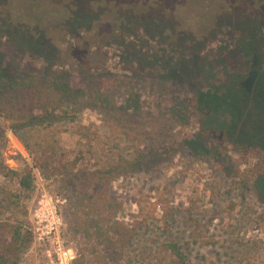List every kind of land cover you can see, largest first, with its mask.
<instances>
[{
	"label": "rangeland",
	"instance_id": "374dc122",
	"mask_svg": "<svg viewBox=\"0 0 264 264\" xmlns=\"http://www.w3.org/2000/svg\"><path fill=\"white\" fill-rule=\"evenodd\" d=\"M29 1L0 0V76L67 75L86 95L73 119L25 129V139L0 116V192L9 197L0 218L32 234L7 264H51L34 219L45 194L71 264H81L67 200L43 164L50 154L51 164L64 155L126 165L113 181L123 202L116 218L139 230L121 264H264V0H130L139 11L150 5L134 15L116 11L128 0ZM6 11L32 28L21 11L45 13L36 43L18 40ZM208 90L229 105L223 129L196 109ZM242 126L250 136L237 141ZM3 163L30 165L33 188ZM5 239L0 227V247Z\"/></svg>",
	"mask_w": 264,
	"mask_h": 264
},
{
	"label": "trees",
	"instance_id": "16d2710c",
	"mask_svg": "<svg viewBox=\"0 0 264 264\" xmlns=\"http://www.w3.org/2000/svg\"><path fill=\"white\" fill-rule=\"evenodd\" d=\"M25 2L28 6L33 7L34 1L25 0ZM127 2L125 5L115 4L116 11L121 9L127 14L134 15L148 11L149 8L147 7L150 6L148 5L139 11L132 6V1L128 0ZM109 6L113 10L112 4L109 3ZM109 6L107 3H103L101 9L110 8ZM21 13L24 16H29L34 22L33 28L24 25L23 22L16 24L10 18V11H6L2 20L7 21L11 26H15V35L19 41H26L35 35L34 28L38 33L42 31L39 26L44 20L45 13L42 11L36 16L23 11ZM19 25L21 27H18ZM32 40L34 39L32 38ZM34 43H36V39ZM67 73L68 71H66ZM66 76H53L50 73L43 76L1 75L0 116L12 122L11 127L15 132H18L22 139H25V135L22 134L25 129L45 128L55 121L73 119L80 103L78 101L79 95H86V93L83 91L74 93L70 80H67ZM216 93L218 94V92ZM213 95L210 90L204 92L203 97L197 93L194 103L205 121L213 120L214 126H211V130H217L219 126L223 129L228 122L225 118H227L228 111L226 110L229 109V105L227 102L222 103V100L214 101L215 97L217 99V95ZM207 99L213 103L208 104ZM235 102L240 105L237 98ZM225 105L227 109L221 108ZM243 105L241 104L240 107ZM238 131L237 141L250 136L248 135L250 130L246 126H242ZM2 134L3 129L0 126V136ZM144 157L145 155L138 156V161L131 162V164L135 163V167H140ZM63 159L64 155H61L58 157L57 163L51 164L50 160H55V157L50 154L43 164L56 178L59 192L67 200L65 215L76 240L75 245L80 254L79 262L81 264H121L127 248L133 245V238L139 230L138 223H126L116 218L118 211L122 209L123 202L114 189L113 181L117 175L122 173L121 171L126 165L104 166L90 162L79 164L77 158L71 161H64ZM3 169L10 170L17 176L22 189L30 190L33 188L35 174L30 165L26 164L22 168L14 169L3 163ZM261 175L260 173L257 174V180ZM7 197L6 195L3 196V192H0V205L4 204ZM0 227L2 234L8 238L3 240L0 247V262L7 264L10 257L19 255V251L16 252V249L21 250L31 240L32 234L24 232L22 224H15L1 218ZM175 253L181 255V252L175 251ZM174 261L178 262L177 260Z\"/></svg>",
	"mask_w": 264,
	"mask_h": 264
},
{
	"label": "built area",
	"instance_id": "2783aa9c",
	"mask_svg": "<svg viewBox=\"0 0 264 264\" xmlns=\"http://www.w3.org/2000/svg\"><path fill=\"white\" fill-rule=\"evenodd\" d=\"M36 235L38 242L45 246V250L51 264H71L75 253L65 246V241L60 236V216L56 211L52 197L43 195L39 205L34 211ZM50 244V247H48Z\"/></svg>",
	"mask_w": 264,
	"mask_h": 264
}]
</instances>
